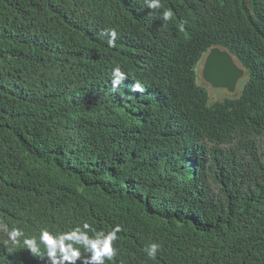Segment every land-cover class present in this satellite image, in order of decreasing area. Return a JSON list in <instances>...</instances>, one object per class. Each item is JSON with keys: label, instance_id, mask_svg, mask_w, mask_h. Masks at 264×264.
Returning <instances> with one entry per match:
<instances>
[{"label": "trees", "instance_id": "16d2710c", "mask_svg": "<svg viewBox=\"0 0 264 264\" xmlns=\"http://www.w3.org/2000/svg\"><path fill=\"white\" fill-rule=\"evenodd\" d=\"M131 1L135 16L111 0H0V224H120L112 264H264V0H235L206 28L198 16L179 45ZM167 8L181 33L191 3ZM215 45L247 74L219 100L199 81ZM115 64L130 74L117 91ZM6 239L0 264H46Z\"/></svg>", "mask_w": 264, "mask_h": 264}, {"label": "clouds", "instance_id": "9594fccd", "mask_svg": "<svg viewBox=\"0 0 264 264\" xmlns=\"http://www.w3.org/2000/svg\"><path fill=\"white\" fill-rule=\"evenodd\" d=\"M136 2V5H138L137 7L141 6L143 9L159 10L160 14H156L160 16L156 24L159 35L167 43L179 45L183 44L185 38L192 35L193 32L197 30L198 16L204 22V27L206 28L212 24L213 16L225 15L228 7L233 4L235 0H202L198 4L194 2V0H189L194 16L191 12L187 13L186 11L177 13L180 17L185 18L188 23L184 31L179 34L174 31V12L167 7L173 8L180 0H143L142 4L140 0H136ZM121 3H124L127 12L131 13L133 16L138 13V10L132 9L131 5L133 3L131 0H111L110 7L113 9L118 7ZM247 13L254 15L253 12L250 13L247 11ZM150 19L151 17H149V20ZM102 35L105 38V43L108 48L116 47L118 29H102ZM213 48H217L221 51L224 50L229 53L226 48L217 45L211 46L205 51L202 55L203 62L199 69V77L202 81V85L203 83L211 85L202 76V70L204 61ZM230 55L232 56V54ZM232 58L233 61L243 69V67L235 61L233 56ZM244 74L245 70L243 69L241 76ZM129 77V73L122 70L119 64H115L111 69L109 79L112 90H119L124 80ZM211 86L215 87L213 85ZM235 86L233 90L226 89L229 92H234ZM130 90L133 93H143L145 89L139 82L134 81ZM0 231H3L7 237L4 241L5 244H11L12 246L22 244L24 249H26L32 257L39 259L46 258V264H78V262L79 264H106V262L112 264L118 256V249L114 247V243L118 241L119 234L123 232V228L120 224H114L108 229H97L88 221L82 220L79 223L58 231L42 227L38 229L37 235L31 236L26 234L20 227H9L7 224H0ZM142 250L148 260L155 261L157 259V253L162 250V244L157 241H152L146 244Z\"/></svg>", "mask_w": 264, "mask_h": 264}, {"label": "water", "instance_id": "95a60500", "mask_svg": "<svg viewBox=\"0 0 264 264\" xmlns=\"http://www.w3.org/2000/svg\"><path fill=\"white\" fill-rule=\"evenodd\" d=\"M243 69L234 61L232 56L217 48L211 49L203 65L202 76L215 87H225L233 90Z\"/></svg>", "mask_w": 264, "mask_h": 264}, {"label": "rangeland", "instance_id": "374dc122", "mask_svg": "<svg viewBox=\"0 0 264 264\" xmlns=\"http://www.w3.org/2000/svg\"><path fill=\"white\" fill-rule=\"evenodd\" d=\"M246 77H247V74L245 73L243 76L239 78V80L236 82L234 92H229L226 88H222V87H212L211 85L207 83H203V86L207 89L209 98L211 100H219L225 96H234V95L239 94L243 87ZM199 81L200 83L202 82L201 79H199ZM263 141H264V138H263Z\"/></svg>", "mask_w": 264, "mask_h": 264}]
</instances>
